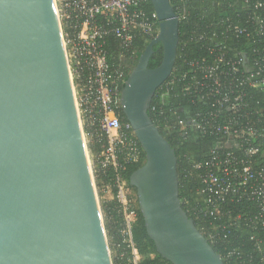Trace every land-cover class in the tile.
Instances as JSON below:
<instances>
[{
  "label": "water",
  "instance_id": "water-1",
  "mask_svg": "<svg viewBox=\"0 0 264 264\" xmlns=\"http://www.w3.org/2000/svg\"><path fill=\"white\" fill-rule=\"evenodd\" d=\"M150 2L158 32L120 100L146 156L130 185L163 258L225 264L183 208L177 154L149 113L180 44L171 1ZM157 44L162 59L151 67ZM0 264H113L55 0H0Z\"/></svg>",
  "mask_w": 264,
  "mask_h": 264
},
{
  "label": "built area",
  "instance_id": "built-area-1",
  "mask_svg": "<svg viewBox=\"0 0 264 264\" xmlns=\"http://www.w3.org/2000/svg\"><path fill=\"white\" fill-rule=\"evenodd\" d=\"M145 1L55 0L80 121L100 143L104 171L116 172L110 185L121 239L111 238L114 264H139L143 258L133 234L138 214L125 194L123 172L140 162L144 150L118 113L126 72L109 61L107 39L114 37L123 52L135 54L138 33L157 34L159 20L154 10L143 8ZM219 4L230 7V13L199 37L207 43V55L191 59L183 75L189 77L185 91L204 108L179 124L216 137L209 155L194 165L201 186L190 210L225 264H264V163L259 164L264 158V100L252 94L264 92V0ZM243 43L253 45L250 54L239 49ZM176 80L174 75L165 88Z\"/></svg>",
  "mask_w": 264,
  "mask_h": 264
},
{
  "label": "trees",
  "instance_id": "trees-1",
  "mask_svg": "<svg viewBox=\"0 0 264 264\" xmlns=\"http://www.w3.org/2000/svg\"><path fill=\"white\" fill-rule=\"evenodd\" d=\"M174 6L175 11L180 16V44L178 48V57L175 65L173 75L158 88L149 110L150 116L154 123L160 128L161 133L170 142L175 149L178 157V173H179V189L180 198L183 208L187 213L195 219L198 227H200L199 220L190 210L191 204L199 201L198 189L201 186L199 171L195 168V163L206 158L211 150L212 145L216 141V137L201 133L190 126H182L179 120L187 118L188 115H194L198 111L203 110L204 104L198 100H194L186 91L185 85L189 81V77H183L184 73L188 72L190 67L188 62L191 59L199 58L207 55V43L204 40H199V37L204 34L207 35L212 31V27H216L219 23V17L226 16L230 13L231 8L228 6H220V0H170ZM143 8L151 12L153 6L150 0H146ZM214 23V25H213ZM212 24V25H211ZM212 27H211V26ZM156 34L148 36L138 33L134 40L135 54L123 52L118 41L110 36L107 39L109 50V61L115 68H123L126 72V79L129 75L130 69L125 60L131 62L132 56H139L145 49L148 42L155 37ZM244 42V39H242ZM160 45V47H158ZM157 46V47H156ZM253 45L247 46L245 43L239 47L250 54V48ZM124 53V54H123ZM125 56L122 61L120 56ZM162 59L161 44L155 45V52L150 59V66H157ZM177 76V80L169 88L166 83L170 81L173 76ZM124 86V85H123ZM121 87V90L123 89ZM166 93L164 96L161 94ZM254 99L264 100V92L261 90H254ZM118 113L121 118L125 119L118 108ZM260 115V114H259ZM259 115L255 116L258 117ZM126 120V119H125ZM258 120V119H257ZM260 120L264 123V117L260 116ZM87 135L92 139L90 149L92 152L101 151L100 143L96 138L93 129L88 126L85 127ZM146 160L143 152L142 158L138 163L128 164L123 172L125 179L129 182V186L136 191V188L130 185V175L141 167ZM264 163V158L260 159L259 164ZM116 172L109 170L101 174L102 178L107 184L114 183ZM100 177V176H98ZM107 210L110 215L112 225L108 228L113 233L114 240H120L119 226L121 219L117 215V201L107 204ZM138 220L134 226V239L137 242L139 250L143 256L139 264H172L167 259L163 258L156 250L153 240L149 237L142 213L139 209L138 199L136 204ZM215 250L220 252V248L215 245Z\"/></svg>",
  "mask_w": 264,
  "mask_h": 264
},
{
  "label": "rangeland",
  "instance_id": "rangeland-1",
  "mask_svg": "<svg viewBox=\"0 0 264 264\" xmlns=\"http://www.w3.org/2000/svg\"><path fill=\"white\" fill-rule=\"evenodd\" d=\"M63 33H64V27H63ZM158 47H160V45H158ZM120 58L122 61L125 60L124 55L120 56ZM138 58H139V56L134 55V56H132L131 62H128L129 59H128V61L125 60L127 65L129 66L128 69H130L129 72H131L132 69L134 68V66L137 64ZM73 83L75 84V81ZM81 126L83 129V137H84V142H85V146H86V150H87V156H88V160H89V165H90L91 175H92L93 184H94V188H95V193H96L97 201L99 203V208L101 211L103 224L105 227V233L107 236L108 246L112 252V253H110L112 263L114 264L116 261L117 255H116V249L112 245V239L114 240V238L112 237L113 233L111 232V229L108 228V226L110 227L112 225V223H111L112 221L110 219L111 217H110L109 212L107 210V204L113 202L116 195H115V191L113 190L114 188L112 187V185L107 184L101 176V174L103 175V173H105V171H104V168L102 166L103 157L100 154V151H97V152L91 151L90 145L92 143V139L87 135L83 122H81ZM98 176H100V177H98ZM124 190H125V194H127L128 197L129 196L131 197L133 204H135V206H136L137 194H136V191L129 186L128 181H126V183L124 185ZM108 237H109V241H108Z\"/></svg>",
  "mask_w": 264,
  "mask_h": 264
}]
</instances>
